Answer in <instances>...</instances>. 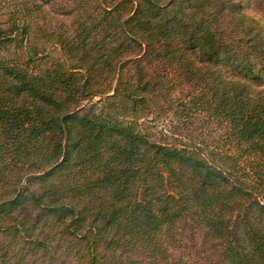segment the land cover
I'll list each match as a JSON object with an SVG mask.
<instances>
[{"label": "trees", "instance_id": "1", "mask_svg": "<svg viewBox=\"0 0 264 264\" xmlns=\"http://www.w3.org/2000/svg\"><path fill=\"white\" fill-rule=\"evenodd\" d=\"M80 1L51 60L28 17L0 20V232L12 237L0 256L74 238L87 264L101 243L165 264L188 232L192 264H264V26L251 0Z\"/></svg>", "mask_w": 264, "mask_h": 264}, {"label": "rangeland", "instance_id": "2", "mask_svg": "<svg viewBox=\"0 0 264 264\" xmlns=\"http://www.w3.org/2000/svg\"><path fill=\"white\" fill-rule=\"evenodd\" d=\"M84 1V0H83ZM82 2L80 0H0V20H5L8 17L19 18L22 17L30 20L31 23V37L33 35V42H38L46 48V55L49 59L60 57L61 51L56 47L54 40H60V37L69 35L73 32L72 20L73 16L69 11L80 13L78 5ZM251 6H246L245 11L256 17L259 23L264 26V2H249ZM91 6L95 2L90 0ZM64 7L67 10H64ZM231 12H224L221 16L227 18L225 21L224 37L229 44L238 46L242 41L236 26L232 22ZM224 21V20H223ZM42 26V28H39ZM66 30V31H65ZM245 39V38H244ZM171 82V80H170ZM189 84L177 85L170 91L171 97H178L180 94L189 90ZM155 128L151 127L153 130ZM88 235V233H86ZM193 237V236H192ZM10 235L0 232V248L3 243L6 244ZM181 248L170 249L172 257L165 264H192L194 260L202 259L198 256L197 251L200 250V239L198 237L191 238L189 233L183 234ZM7 255L0 256L3 259V264H87L89 255L87 253L86 239H71L59 238L57 243H53L55 251L49 255L40 250L36 251L26 244L18 240L17 242L7 243ZM5 249V247H2ZM1 248V249H2ZM96 254L99 264H122L127 261L126 257L131 256L141 260L139 264H148L149 259L147 255L136 248H119L115 257L111 256V252L105 248V243H101L97 249ZM1 255V251H0ZM174 258V261L172 259ZM137 264V263H136ZM159 264V263H151Z\"/></svg>", "mask_w": 264, "mask_h": 264}]
</instances>
